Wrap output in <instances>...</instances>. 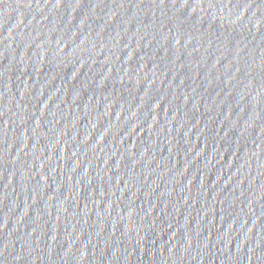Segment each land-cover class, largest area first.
Masks as SVG:
<instances>
[{"label":"water","instance_id":"1","mask_svg":"<svg viewBox=\"0 0 264 264\" xmlns=\"http://www.w3.org/2000/svg\"><path fill=\"white\" fill-rule=\"evenodd\" d=\"M0 264H264V0H0Z\"/></svg>","mask_w":264,"mask_h":264},{"label":"snow or ice","instance_id":"2","mask_svg":"<svg viewBox=\"0 0 264 264\" xmlns=\"http://www.w3.org/2000/svg\"><path fill=\"white\" fill-rule=\"evenodd\" d=\"M57 2H59V0H57ZM162 2H163V0H162ZM184 2L186 3V2H187V0H184Z\"/></svg>","mask_w":264,"mask_h":264}]
</instances>
